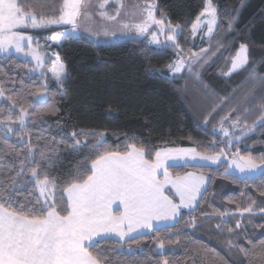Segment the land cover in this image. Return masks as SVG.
<instances>
[{
	"label": "snow or ice",
	"instance_id": "snow-or-ice-1",
	"mask_svg": "<svg viewBox=\"0 0 264 264\" xmlns=\"http://www.w3.org/2000/svg\"><path fill=\"white\" fill-rule=\"evenodd\" d=\"M106 6L113 7L114 11L108 12ZM219 12L212 0H205L196 17L197 21L207 18L209 39L219 27ZM232 12L235 15L225 13L230 21L229 30L238 19L239 10ZM96 15L105 23L90 25L89 21ZM128 16L122 0H114L111 5L110 0H62L58 9L47 6L43 0H0V53L14 49L15 53L30 56L36 67H40L45 57L40 55L38 40L27 35V31L61 26L64 30L50 37L54 44L78 36L81 30L97 39L101 34L115 37L135 32L148 45L178 49L177 59L168 65L173 73L185 70L195 73L214 54L208 48H201L200 54L191 52L187 59L181 55L183 49L177 42L182 34L181 25H173L154 0L138 6L131 19H125ZM196 30L197 24L193 23V36ZM230 63L231 67L224 73L226 76L249 66V44L240 43ZM35 70L34 67L25 75L31 79ZM51 71L63 87L68 74L58 54L52 61ZM250 82L249 94L254 95L258 82L254 70L250 73ZM259 83L264 88V78ZM45 92L46 88L29 92L19 73L0 74V101L7 102L0 107V129H3L0 160L6 161L0 165V264H114L111 253L123 252L124 244L138 243L141 236L153 233L156 234V256L162 257L156 264H173L166 253L169 245L180 244L183 210L188 209L191 214L200 206L212 177L192 172L173 175L169 168L180 160L185 165L191 162L194 167L223 164L227 160L225 149L240 142L229 138L232 135L229 129H235L239 121H233L229 128L221 124L220 132L228 139L224 148L214 155L197 148L146 149L141 141L127 136L123 149L114 150L105 147L103 131L73 130L69 133L58 127L55 131L62 134L59 138L51 132L45 135V130L38 125L47 123L45 115L58 116L59 111L55 103L41 112L33 107L48 103ZM28 96L33 98L31 102ZM61 98H64L63 93ZM255 126L264 128V116ZM245 130L253 129L245 125ZM81 136H91L93 140L82 141ZM10 137L14 138V143L9 142ZM62 146L74 153L87 149L89 156L67 173L54 172ZM207 147L215 151L216 144ZM232 166L244 174L238 179L255 181L259 178L258 191L264 198V157L258 163L251 155H241L237 148L228 163V168ZM225 175L232 173L226 168ZM257 210L264 215V200L258 203L250 199L246 206L237 204L231 214L215 212L213 215L221 221L215 227L221 232L226 229L229 235H239L240 230L247 231L241 223L245 214L250 219ZM202 216L205 220L211 219L208 213ZM234 217L235 224L230 226ZM185 223L192 229L198 227L196 218ZM161 232L167 235L162 237ZM108 241L119 244L120 248L100 247ZM228 245L232 250L230 240ZM142 252V248L129 246L126 254L135 256ZM239 252L250 257L248 264H264V241L252 248L239 246ZM175 264L182 262L175 261Z\"/></svg>",
	"mask_w": 264,
	"mask_h": 264
},
{
	"label": "trees",
	"instance_id": "trees-1",
	"mask_svg": "<svg viewBox=\"0 0 264 264\" xmlns=\"http://www.w3.org/2000/svg\"><path fill=\"white\" fill-rule=\"evenodd\" d=\"M43 2L57 9L62 4V0ZM154 2L173 25H181L182 34L178 36L177 42L183 49L182 53L202 47H195L191 43V28L205 0ZM212 3L220 9L219 27L206 46L217 55L206 67L197 68L195 73L190 74L185 70L171 75L168 65L177 58L179 50L165 46L153 47L146 44L143 37L95 41L76 36L63 40L57 48L68 74L64 86L59 90L52 83L43 87L35 75L31 74L29 79L25 72L31 69V64L13 55L0 57V74L19 73L29 92L46 88L48 103L34 104L33 107L41 112L55 103L59 111L58 116L45 115L47 123L38 125L45 130V135L51 132L59 138L62 134L55 131L58 127H63L69 133L73 130L103 131L105 147L114 150L123 149L127 136L141 141L146 149L197 148L198 151L214 155L224 148L225 139L218 133L217 127L231 119L239 121V128L245 132H233L230 139L238 138L240 142L225 151L236 152L238 148L241 155H251L259 163L264 157V128L255 125L264 116V88L259 83L264 78V0H212ZM241 3L244 4L242 8ZM233 9H238L239 14L229 30L230 21L225 13L235 15ZM61 30L50 28L28 30L27 33L43 37ZM240 43L249 44L250 65L226 76L224 73L229 70L230 58L235 55ZM217 45L222 47L217 48ZM253 70L258 82L255 94L251 95L250 73ZM61 93L64 94L63 99ZM32 99L28 96L29 102ZM6 103L0 101V107ZM245 125L253 130H245ZM2 135L3 129H0ZM80 139L93 140V137L81 136ZM9 142L14 143V138L10 137ZM214 142L215 151L207 147ZM88 156L87 149L74 153L62 146L53 171L67 173ZM5 162L0 160V165ZM226 168V163L211 167L174 165L169 168L173 175L194 172L212 177L207 185L208 193L200 206L191 214L183 211L180 244L169 245L166 253L173 264L175 261H181L182 264H248L250 257L240 253L239 246L252 248L264 241V215L258 210L250 219L245 214L241 220L246 232L240 230L239 235H229L226 229L223 232L216 229L215 225L221 221L213 215L215 212L226 211L231 214L235 212L237 204L246 206L250 199H256L258 203L264 200L258 191L261 184L259 178L244 181L234 173L226 176ZM256 175L259 177V173ZM202 213L210 214L211 219H203ZM192 218H196L198 225L195 229L185 223ZM235 219H232L230 226H234ZM160 235L163 237L167 233L161 232ZM155 236V233L141 236L138 243L124 244L123 252L111 253L114 264L117 261L119 264H156V260L162 257L156 256ZM229 240L232 250H229ZM129 246L133 249L142 248L143 252L135 256L127 255ZM100 247L120 248V245L108 241Z\"/></svg>",
	"mask_w": 264,
	"mask_h": 264
},
{
	"label": "rangeland",
	"instance_id": "rangeland-1",
	"mask_svg": "<svg viewBox=\"0 0 264 264\" xmlns=\"http://www.w3.org/2000/svg\"><path fill=\"white\" fill-rule=\"evenodd\" d=\"M122 2L125 5V10L129 13V16L128 17H125V19H131V14L134 13V12H136L138 10V6L145 4L146 2H148V0H122ZM111 4H114V0H110V5ZM106 9L110 13L114 11V8L111 7V6H106ZM94 11H95V9H94ZM137 19H138V17H137ZM97 23L103 24V23H105V21L101 20V18L98 15L94 16V18L91 21H89V24L90 25H95ZM194 23L197 24V30H196L195 36L192 35V38H191L192 41H191V43L195 47H201L202 46L201 48H208L209 49V47L206 46L207 45V42L209 40V37L207 35V27H208L207 18L206 17H202L200 21H197L195 19ZM52 28H62L63 29V27H61V26H52ZM37 30H45V29H37ZM63 30H61L60 32H62ZM153 30H155V28ZM30 31H31V29H30ZM32 31H35V30H32ZM191 31H192V28H191ZM26 34L33 36L30 33H26ZM51 36H43V37H39V36L38 37H34L33 36L39 42V45H40V55L43 56V57H45V62L40 67H36V62L30 56H27L26 57L23 53H15L14 49L13 50H10L9 53H0V57L8 56V55H13V56H15L17 58H20L22 60H27L31 64V69L34 68V67L36 69L35 72L34 73H31V74L32 75H35L37 78L40 79L43 87H47L49 83H52L59 90L61 87L57 83V81L55 80L54 75H53V73L51 71V68H52V61L56 59V54H58L57 53V48L59 47V45L61 43L60 44H54L50 40V37ZM78 36H85V37H88V38H90L92 40H95V41H103V40L116 39V38L139 37V36H137L135 34V32H132V33H129L128 35H117L115 37H104L101 34V36L97 39V38H94V37L88 35L83 30H81V33ZM161 39H163V37H161ZM151 46H153V47H161V46H156V45H151ZM33 47H36V44L35 43L33 44ZM201 48H199L198 50H195V51H191V52H196V53L200 54ZM191 52H189V53H191ZM189 53H180V54L183 55L187 59ZM216 55L217 54L211 55L209 57V59H208V62L205 63V64H203L202 67L203 68L206 67L213 60V58ZM59 61L62 62L61 59H60V57H59ZM30 70H28V72ZM169 72H170L171 75H177V74H179V73H173V72H171L170 69H169ZM226 121H227V123L226 124L224 123L223 124V127L229 128V124H231L234 120L227 119ZM220 127L221 126L217 127V131H218V133L221 136L224 137L223 133L220 132ZM242 130H241V128H239L238 125H237V127L235 129H229L230 133L238 132V131H242ZM243 132H245V131L243 130ZM229 138H231V137H229ZM226 139H228V138H225L224 139V142H225ZM232 140L235 141V140H239V139L238 138H232ZM234 145H236V144H234ZM232 153H234V151H232V150L229 153H227V160H225L224 163H226L227 169H228L229 172L234 173L238 177H242L244 174L240 173L239 170L235 169L234 166H232L231 168H228V163L230 162V160L232 158ZM175 165H177V164H175ZM179 165H185V164H179ZM187 165H192V163L190 162ZM212 166H214V165H212ZM258 173L259 172H257V174Z\"/></svg>",
	"mask_w": 264,
	"mask_h": 264
},
{
	"label": "crops",
	"instance_id": "crops-1",
	"mask_svg": "<svg viewBox=\"0 0 264 264\" xmlns=\"http://www.w3.org/2000/svg\"><path fill=\"white\" fill-rule=\"evenodd\" d=\"M163 149H166V148H163ZM172 149H175V148H172ZM177 165H179V164H184V162H183V160H180V161H178L177 163H176ZM215 166V165H214ZM192 173H194V172H192ZM195 174H197V175H199L198 173H195ZM116 208V206L114 205V209ZM183 211H189L188 209H184Z\"/></svg>",
	"mask_w": 264,
	"mask_h": 264
},
{
	"label": "water",
	"instance_id": "water-1",
	"mask_svg": "<svg viewBox=\"0 0 264 264\" xmlns=\"http://www.w3.org/2000/svg\"><path fill=\"white\" fill-rule=\"evenodd\" d=\"M230 67H231V63H230V66H229V68H230ZM239 70H241V69H239ZM239 70H237V71H239ZM237 71H235V72H237ZM235 72H233V73H235ZM233 73H232V74H233Z\"/></svg>",
	"mask_w": 264,
	"mask_h": 264
}]
</instances>
